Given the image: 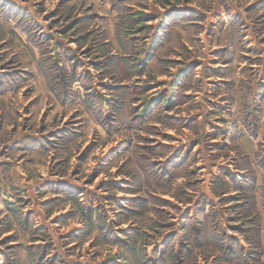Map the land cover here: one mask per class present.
<instances>
[{"label": "rangeland", "instance_id": "374dc122", "mask_svg": "<svg viewBox=\"0 0 264 264\" xmlns=\"http://www.w3.org/2000/svg\"><path fill=\"white\" fill-rule=\"evenodd\" d=\"M0 264H264V0H0Z\"/></svg>", "mask_w": 264, "mask_h": 264}]
</instances>
